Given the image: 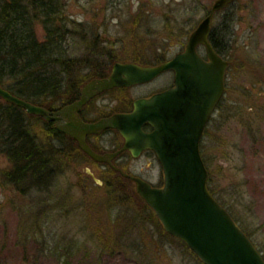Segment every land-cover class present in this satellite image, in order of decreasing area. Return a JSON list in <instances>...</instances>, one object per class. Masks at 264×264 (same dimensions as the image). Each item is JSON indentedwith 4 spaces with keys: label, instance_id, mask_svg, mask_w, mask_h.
<instances>
[{
    "label": "rangeland",
    "instance_id": "374dc122",
    "mask_svg": "<svg viewBox=\"0 0 264 264\" xmlns=\"http://www.w3.org/2000/svg\"><path fill=\"white\" fill-rule=\"evenodd\" d=\"M216 1L64 0L69 56L86 61L88 55L92 63L96 54L104 55L106 67L116 60L156 65L181 50ZM226 16L233 44L229 89L207 129L203 153L216 193L264 255V0H237L215 15L214 26ZM91 35L108 42L106 54L98 48L91 57L86 44ZM167 75L125 97L164 88L171 81ZM21 116L29 134L54 157L52 175L39 187L18 189L8 179L13 166L0 146V264H203L165 232L133 183L120 179L119 187H95L87 170L104 184L119 177L88 160L59 159L43 120ZM115 144L109 149L121 145ZM117 163L133 176L163 184L161 164L152 154L137 159L124 154Z\"/></svg>",
    "mask_w": 264,
    "mask_h": 264
},
{
    "label": "water",
    "instance_id": "95a60500",
    "mask_svg": "<svg viewBox=\"0 0 264 264\" xmlns=\"http://www.w3.org/2000/svg\"><path fill=\"white\" fill-rule=\"evenodd\" d=\"M235 1L217 0L190 36L185 52L172 61L155 67L117 63L112 77L99 83L106 89L131 87L149 83L168 71L176 75L172 89L137 100L131 113L85 127L86 131L118 130L124 139L122 150L99 156L80 140L84 151L98 162L111 161L125 151L133 158L145 151L156 155L163 170V187L131 177L136 192L154 211L165 232L182 241L203 264H264L250 238L211 194L209 173L200 151L205 129L225 95L229 66L209 41L211 24L217 13ZM200 46L205 48L207 60L199 55ZM0 98L29 115L55 121L46 109L17 98L1 86ZM86 101L82 99L67 111L80 109ZM147 124L153 133L143 132Z\"/></svg>",
    "mask_w": 264,
    "mask_h": 264
},
{
    "label": "trees",
    "instance_id": "16d2710c",
    "mask_svg": "<svg viewBox=\"0 0 264 264\" xmlns=\"http://www.w3.org/2000/svg\"><path fill=\"white\" fill-rule=\"evenodd\" d=\"M62 3L64 0H0V86L17 98L49 111L52 110L56 99L77 96L79 87L84 82L83 79L74 77L59 78L58 74H75L88 66L85 60L80 62L69 56L70 32L62 25L65 17ZM231 8L232 6L224 12ZM230 18V16H226L225 20L223 18L222 25L218 29H212L210 34V42L214 49L229 63L232 62L233 51ZM230 70L231 68L228 71L226 93L229 89ZM224 103L223 99L217 111L223 109ZM24 112L0 98V146L10 157L13 166L8 179L14 182L18 189L25 184L33 187L44 184L52 175L54 158H50L48 151L27 131L21 116ZM37 118L42 120L40 117ZM47 128L51 132L50 128ZM202 145L201 154L209 172L208 188L245 232L215 191L211 167L204 157ZM110 173L119 179L117 183L106 180V190L113 186H121V180L131 182L114 172ZM140 200L147 206L141 198ZM245 234L263 255L253 238L248 233Z\"/></svg>",
    "mask_w": 264,
    "mask_h": 264
},
{
    "label": "flooded vegetation",
    "instance_id": "af4514ba",
    "mask_svg": "<svg viewBox=\"0 0 264 264\" xmlns=\"http://www.w3.org/2000/svg\"><path fill=\"white\" fill-rule=\"evenodd\" d=\"M65 12L66 11H63V13ZM207 15H209V12L207 13ZM69 20L73 21L75 24H79L81 26L83 25V23L76 22L75 20H73V18H70ZM213 22L214 19L212 20V24H211L212 29L214 28L218 29L219 27H215ZM91 37L93 38V40L91 42H86L87 49H90L89 54L91 55V57L94 55L92 54V51L98 50V48L100 51L99 54L105 53L103 46L108 44V42L101 44V42L96 41L94 39L95 35L94 36L91 35ZM189 37L183 43L181 50L178 51L173 56L166 58L160 56L161 58H165V59L161 60L158 64L143 65V66H159L161 64L172 61L176 56L185 52ZM198 53L204 59L207 60L206 51L203 46L198 47ZM101 56L103 57L104 55L96 54L95 59H93L95 61L90 63L88 62L90 58L87 55L86 62L88 66H85L83 69L84 71L81 73L78 72L75 74H58L59 78L74 77V78L84 79L86 81L80 85L77 96L71 95L68 98H62V100L56 99L54 101L53 108L49 112L51 113L53 118H55V121L48 122L43 118L42 120L44 124L48 126L51 130L52 140L55 143L56 155L57 157H59V159L62 158L64 161H71L74 158L79 159V161L80 159L88 160L97 164L98 166H101L103 168L102 172H106L110 170L109 172H114L120 175L121 177L130 180L133 175L126 172L123 166L117 163L118 159H120L123 156V154L130 155L129 152L126 151L122 152L111 161L98 162L84 151L83 145H81L80 142V140L82 139L85 140L87 146H89L90 149L99 156H108L110 154L111 155L116 154L120 150H122L124 146V139L119 133V131L114 128H102V129H97L96 131H86L85 127L90 125H98L102 121L109 120L118 114L131 113L134 110V103L137 100L149 99L156 94L172 89L175 86L176 75L173 71H168L162 73L156 79L146 84L136 85L132 87H114V88L106 89L104 87H101L99 83L101 81L108 80L112 77L113 66L119 61L117 60L112 62L109 61L110 65L106 67L107 58L106 60H103ZM111 57L113 58V56H110V58ZM80 61H84V60H80ZM119 63H131V62L122 61ZM167 74L169 75L168 78H170L171 81L170 83L164 85L165 87L162 86L164 88H160L153 91L151 90L152 92L148 91L147 93H142V95H139L134 98L125 97L126 92H130L131 90H134L139 87L150 85ZM82 99H86L87 101L80 109L73 112L67 111L69 107L75 105ZM212 118H214V116ZM212 118L210 122H212ZM142 130L144 133L147 134H151L154 131V129L148 124L143 126ZM116 141L117 143L118 141H120L121 145L118 146L117 148L109 149L108 147L109 145L116 146L115 144ZM145 154H152L153 156L156 157V155L152 151H145L142 154V156ZM87 175L94 182L95 187L105 186L102 178L99 175H96L94 172L90 170H87ZM162 185L160 186L153 185V186L162 187Z\"/></svg>",
    "mask_w": 264,
    "mask_h": 264
}]
</instances>
